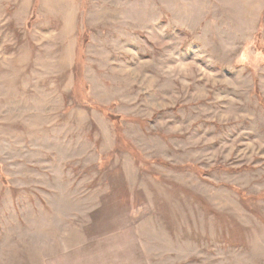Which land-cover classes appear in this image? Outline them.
<instances>
[{"label":"rangeland","instance_id":"374dc122","mask_svg":"<svg viewBox=\"0 0 264 264\" xmlns=\"http://www.w3.org/2000/svg\"><path fill=\"white\" fill-rule=\"evenodd\" d=\"M0 264H264V0H0Z\"/></svg>","mask_w":264,"mask_h":264}]
</instances>
